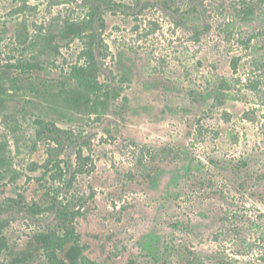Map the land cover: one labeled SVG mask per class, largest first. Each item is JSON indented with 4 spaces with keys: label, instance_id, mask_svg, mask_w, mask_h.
<instances>
[{
    "label": "rangeland",
    "instance_id": "obj_1",
    "mask_svg": "<svg viewBox=\"0 0 264 264\" xmlns=\"http://www.w3.org/2000/svg\"><path fill=\"white\" fill-rule=\"evenodd\" d=\"M27 1L35 22L72 14L80 2ZM171 1L167 9L145 0L137 18L107 17L105 72L116 90L98 112L60 94L58 72L33 75L20 91L2 79L0 238L12 253L34 232L59 225L52 212L3 204L5 195L25 192L36 201L41 193L35 180L50 160L45 137L36 134L44 119L71 135L61 138L60 156L70 155V170L60 180L47 178L63 198H82L72 223L95 264H177L188 249L205 264H264V72L256 77L238 42V0ZM4 16L0 10L2 41L16 29ZM5 43L0 62L9 55ZM80 46L67 49L65 63ZM33 83L39 94L28 90ZM163 146L179 150L180 159L157 156L161 169L147 177L139 159ZM15 171L21 174L12 186ZM9 260L0 252V264Z\"/></svg>",
    "mask_w": 264,
    "mask_h": 264
},
{
    "label": "trees",
    "instance_id": "obj_2",
    "mask_svg": "<svg viewBox=\"0 0 264 264\" xmlns=\"http://www.w3.org/2000/svg\"><path fill=\"white\" fill-rule=\"evenodd\" d=\"M158 1L167 9L173 4L171 0ZM27 3V0H0V10L5 14V20L14 22L16 28L11 33L7 32L9 37L5 41L0 40L2 46L3 42H6L4 46L10 44V47L4 48H9V55H4L6 58L0 62V93L4 90L2 79L8 80L10 90L20 91L24 81H30L33 75L54 71L62 78L60 94L67 100L76 106H88L93 113L103 109L115 97L116 90L109 77L111 71L105 72L108 52L104 44L106 19L108 16L137 18L146 5L145 0H80L79 3L76 2L77 9L73 10L74 13L69 14L68 11L62 15V11H59L41 22L29 18V12L26 13ZM235 12L238 42L251 57L252 72H260L256 77L261 76L264 72V29L258 27V24L263 21L261 15L264 13V0H238ZM25 15L31 21L24 19ZM19 20H23V24L18 23ZM77 42H81V46L74 49L75 57L65 63V52ZM249 84L252 88H257L256 81H250ZM28 88L31 94L41 92L38 84L33 83ZM38 127L39 132L36 134L42 133L45 137L46 154L50 157L46 161L44 172L35 180L41 193L36 201H28L25 192L17 197L5 195L3 204L23 210L43 209L52 212L58 217L59 225L34 232L24 247L15 253H12L5 237L1 236L0 252L6 251L10 255V264H95L86 256L88 245L82 243L72 223L73 219L81 216L80 211L74 210V203L82 198L78 195L63 198L54 191L49 177L47 178L50 174L52 179L60 180L64 171L70 170V155L66 159L60 156L64 154V142L61 138L65 135L69 139L71 135L56 123L44 119L38 121ZM70 143L67 144V150L72 148V153L76 154L75 144ZM159 155L167 163H177L181 153L173 146H163L150 159H139L147 177L161 169L159 163L155 162ZM79 157L81 161L76 154V163L82 165L83 159ZM3 158L5 157L1 153L0 160L4 161ZM50 161L53 169L47 171ZM5 166L4 162L0 163V168ZM239 166H246V162H241ZM20 174L21 172L15 171L10 181L12 186L17 184ZM177 264H205V259L188 249L184 260Z\"/></svg>",
    "mask_w": 264,
    "mask_h": 264
}]
</instances>
